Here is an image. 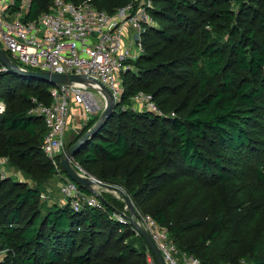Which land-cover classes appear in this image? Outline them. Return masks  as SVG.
I'll use <instances>...</instances> for the list:
<instances>
[{
	"label": "trees",
	"instance_id": "1",
	"mask_svg": "<svg viewBox=\"0 0 264 264\" xmlns=\"http://www.w3.org/2000/svg\"><path fill=\"white\" fill-rule=\"evenodd\" d=\"M52 2L30 0L26 19ZM129 2L89 0L108 14ZM153 3L148 12L162 24L174 22L179 35L148 27L144 53L131 64L137 72L123 76L124 97L143 90L165 110L161 94L170 89V107L161 117L114 111L74 160L97 180L124 188L138 210L167 228L180 252L201 264H264V0ZM177 69L186 72L185 84ZM157 80L162 84L154 87ZM49 89L0 72V157L35 182L0 179V250L8 252L1 264H147V253L153 256L144 240L111 217L123 203L102 198L100 208L78 211L62 196L64 204L39 203L54 169L41 150L45 124L29 111L32 97L50 103Z\"/></svg>",
	"mask_w": 264,
	"mask_h": 264
},
{
	"label": "built area",
	"instance_id": "2",
	"mask_svg": "<svg viewBox=\"0 0 264 264\" xmlns=\"http://www.w3.org/2000/svg\"><path fill=\"white\" fill-rule=\"evenodd\" d=\"M132 6L133 0H130L124 8L108 14L95 9L89 0L80 4L53 0L46 12L34 20H27L30 0H21L18 9L14 0H0V48L10 62L26 71L32 69L81 79V82L50 86L48 105L32 97L29 111L42 118L45 124L47 133L41 150L55 174L60 176L59 194L69 200L74 211L83 206L100 208V201L95 193H84L79 185L61 173L60 156L68 148L66 132L71 130L75 139L94 112H104L99 103L104 104L105 110L109 97L100 86L111 92L113 101L117 100L122 73L130 67L128 61L134 54L142 53L141 25L148 24L146 13L151 4L148 2L147 6L128 15ZM130 31L138 33L130 36ZM0 72L9 70L0 63ZM138 99L146 104L148 112L159 113L152 95L140 93ZM4 108L0 106V114ZM69 165L81 176L104 184L85 172L74 157ZM118 197L124 202L120 194ZM121 213L123 215H114L116 221L130 224L125 205ZM134 221L136 226L131 224L133 232L139 235V228L148 234L165 264H201L196 257L180 252L167 228L157 224L151 216L138 213ZM147 264H156L148 253Z\"/></svg>",
	"mask_w": 264,
	"mask_h": 264
},
{
	"label": "rangeland",
	"instance_id": "3",
	"mask_svg": "<svg viewBox=\"0 0 264 264\" xmlns=\"http://www.w3.org/2000/svg\"><path fill=\"white\" fill-rule=\"evenodd\" d=\"M148 2H150V4H151V9L157 7V5H154L153 0L152 1L151 0H133L132 10L130 12H128V15L130 13H135L138 8H143V7L147 6ZM231 7H232V10L234 11V14H235L236 11H237V5H234V6H231ZM180 11H183V9H181ZM186 14L190 18L194 17V14H192V13H190L188 11L186 12ZM146 15H147L148 24H147V26L141 25L142 26L141 27V30H143L141 32V36H140L141 37L142 47H143V38H144V35H145V33L147 32V30L149 28H154V29H158V30H159V28H161V29L164 28L167 31L170 30L172 33L179 35V33H177L175 31V29H174V27L176 26L174 24V22L167 23V24H162V23L158 22L155 18H153V16H152L151 13L147 12ZM196 22H197V24L199 23L198 20ZM191 30H194V29H188L187 31H191ZM207 30H210V29L208 28ZM137 33L138 32L130 31L129 32V35L132 36L133 34L135 35ZM221 36H222V39L223 40H226L227 37H228L227 33L226 32H223V31L221 32ZM185 40H187V39H185ZM155 42H159V41L153 37L152 38V43H155ZM128 43H130V42H128ZM130 47L134 48L135 46L134 45H131ZM169 50H170L169 48L166 50V52H167L166 54H168V51ZM143 53H144V51H142V53L139 54V55L138 54H134L133 55V58L128 61L130 67L127 70V72H131V73H136L137 72V68L134 67L131 64H132V62H134V60H137ZM175 56H173V57H175ZM160 60H165V53L160 58ZM29 70L32 71V72L35 71V70H32V69H29ZM177 72L179 74V77L182 78L181 81H179V82L185 84L187 82V74H186V72L185 71H181L179 69H177ZM124 74L125 73H122V76H121V79H120V85H119V88H118L119 91H118V94L116 96V99L117 100L113 102L114 106H113L112 113L114 111H117V112H133V113L148 112L147 111L146 104L143 101L139 100L138 99V96H139L140 93L141 94H150V93L144 92L143 90H141V91L137 92L136 94L130 96L129 98H125L124 97V93H125V85L123 84V76H124ZM160 81L161 80H157L156 83H155L156 85L154 87L160 86L162 84V83H160ZM169 90L170 89H165L163 91V93L161 94V99H163V100L166 101L165 104H164V106H166V109L165 110H161L157 106L156 101L153 98V102L156 105L157 109L159 110L158 111L159 113H155V115L157 117L163 116L165 114V111L167 112V108L170 107V105H171V102L173 100V97H170ZM168 96L171 99H168ZM99 104L101 105V108H103L101 110L104 111V104L103 103H99ZM3 105H4V103L3 102H0V106H3ZM72 113H73V110L71 111V114ZM74 114H77L76 111H75ZM101 115H102V112L100 110H98L97 112H94L90 116L88 123L91 122L92 124L93 123L96 124L98 122V120L100 119ZM79 125H81V124L79 123ZM155 130H156V132H158L157 129H155ZM153 135H154L153 133L149 132V136L150 137H153ZM155 136H157V134ZM66 139L69 140V141L70 140L71 141L74 140L73 139V134H72L71 130L68 133L66 132ZM141 146L142 147H140V148L142 149V152H146L147 150L148 151L150 150L145 145H141ZM140 154H141V152H140ZM105 172L106 171H104V173ZM4 178L5 179L6 178H12L15 181H18V182H21V183H26L28 186H35V182L31 179V177L27 176L25 173H23V171L18 170V169H15L14 167L10 166L9 160H8L7 157H0V179L2 180ZM59 178H60V176L59 175H56L55 172H54V174L52 175V177L43 183L44 184L43 185V187H44L43 189L44 190L41 192V196L39 198V203L40 204L51 205L53 202H56L57 204H64V199L61 197V195L59 194V191H58L59 184H60ZM93 178H95V177H93ZM102 183L107 184L105 182H102ZM119 188L126 193V191H125L124 188H121V187H119ZM91 191H92V193H95L96 194V197L100 198L99 200H101L102 198H106L111 203H112V201H115V202L123 203L124 204V202H122V200L118 197V194L115 193V192H113V191L104 190L102 187L96 186V185H94L93 187H91ZM133 207H134V210H135V215H137L138 213L139 214H142V215H148L146 213H143L141 210H138L134 206V204H133ZM126 211H127V213H126L127 215L126 216L129 217L130 215H129V211H128L127 208H126ZM118 214L119 213H112L111 214V217L115 219L114 215H118ZM118 220H119V218H118ZM7 254H8V252L6 250H0V264L3 263V261H5V258L7 256ZM241 264H246V262H241Z\"/></svg>",
	"mask_w": 264,
	"mask_h": 264
},
{
	"label": "water",
	"instance_id": "4",
	"mask_svg": "<svg viewBox=\"0 0 264 264\" xmlns=\"http://www.w3.org/2000/svg\"><path fill=\"white\" fill-rule=\"evenodd\" d=\"M0 63L4 65L9 70V72L15 73L23 78L41 80L49 84L50 86H57L58 84H61L63 82H68V83L81 82V79L78 78L77 76H67V75L50 74L47 72H32V71L22 70L17 65L9 61L6 54L2 51L1 48H0ZM100 87L109 97L104 112L102 113L98 122L94 126H92V128L89 131H87L81 138H79L74 144L69 146L65 150L64 153L61 154L60 166L62 167L65 175L72 182L76 183L77 185H79L85 190L91 191V187L98 184L107 190L120 194L124 200V204L126 208L129 211L130 216L127 217V220L130 222V224H132L133 226H136L135 221H134V218L136 217L135 210H134L132 202L130 201L127 195H125L119 188L115 186L108 185V184H100L96 182L94 179L81 176L69 165V160L74 157L75 153L106 124V122L112 115L113 106H114L113 96L107 88L103 86H100ZM121 215L123 214L121 213ZM137 230L139 232L140 237L146 243V246L149 252L152 254L155 263L165 264L159 250L157 249V247L155 246V244L153 243L149 235L139 228H137Z\"/></svg>",
	"mask_w": 264,
	"mask_h": 264
},
{
	"label": "crops",
	"instance_id": "5",
	"mask_svg": "<svg viewBox=\"0 0 264 264\" xmlns=\"http://www.w3.org/2000/svg\"><path fill=\"white\" fill-rule=\"evenodd\" d=\"M69 132V130H67V133ZM67 140V139H66ZM72 141L67 140V144L69 145Z\"/></svg>",
	"mask_w": 264,
	"mask_h": 264
}]
</instances>
